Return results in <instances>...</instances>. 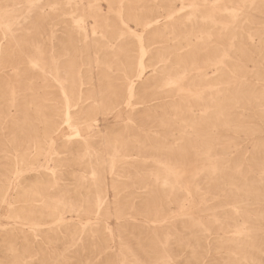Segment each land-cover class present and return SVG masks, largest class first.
<instances>
[{
  "label": "rangeland",
  "instance_id": "rangeland-1",
  "mask_svg": "<svg viewBox=\"0 0 264 264\" xmlns=\"http://www.w3.org/2000/svg\"><path fill=\"white\" fill-rule=\"evenodd\" d=\"M27 1L30 2L32 0ZM27 1L14 0V5L12 4V2H8V4L6 2L0 4V12L1 10H4L5 7V10H9L13 7L16 8V5H18L17 8L19 7L20 10L22 9V11H20L21 15H16V13H19L17 11L14 13L10 12L11 15L9 16V14H7L9 13L8 11H2L4 15L2 17H7V15L8 17H13L12 15H14V17L17 16L19 18L16 21L19 26H16L13 33L15 32L14 34L17 35L20 41L19 46H12L13 49L12 51H10L11 60L0 61V73H3L0 74V126H2L0 127V149H5L6 146H8L5 145L7 144L8 139L12 138L13 142L9 146L13 147V152L18 156H21V159H23V161H20V163L14 165V168L18 169L16 172H14L16 169L14 170L11 164L10 166L4 168L5 172L6 170H10L8 173V176H11L12 180V187L9 192L10 196L15 195V193L19 190V184V186L29 187L34 185L37 181L38 184L42 185L38 187V191L42 192L43 195H48L50 197L55 196V198L59 200L61 199L63 201L71 202V205L69 207L56 205L55 207L49 206L50 208H48L50 210L55 208H64L71 210L70 213L67 212L64 214L65 222L70 226H68L65 232L63 231V235L61 234L57 237L59 242L55 244H49V252H51L50 255L53 256L58 254V248H63V257L59 258L57 264H106L107 258H109V261L114 262V264H137L136 262L140 261L144 263L147 259H143L141 250L138 248V244L143 246V249L145 250L147 249V245L149 243L148 238H155V236L158 238L160 237L159 239L162 242H166V247L169 250L166 253L168 256L165 254L163 258V261L165 260V264H225L227 262L225 256L230 254L234 256L237 255L238 251L234 248L215 247V240L213 239L215 237L217 239H220L222 238L223 234H227V236H230L231 234V236L237 235L235 234V231H238L239 228L240 230H243V232L250 231L254 227H256V225L254 224L255 222H246L243 221L241 217H238L237 221H235L233 225L228 226L225 224L223 217H212L217 216L222 212V210H226L228 207L230 209L235 208L237 204H234L233 201H228V204H221V201L218 200V196L211 194V189L205 188L202 184H200L201 186L197 185L199 183H196L194 181H189V174L194 170L187 171L181 168H177L175 170V178L179 186V196L176 200V204H169L166 213H164L163 215H157L155 213L156 210L152 209L151 206L149 208L152 210L148 214H144L142 211H140L145 208L144 204H141V201L147 202L152 199L151 196L144 195L146 193V190L145 188H142V185H140V181L143 180L144 173H146L144 166L150 167L148 170H151L153 169V167H155V165H163L161 164L162 162H158L157 157H152V153H150V150L155 149L154 146L156 143L154 142V140L160 136H163L168 128L166 126L156 124L147 126V122L150 119H147L145 116H143L140 110L142 105H134L135 103L139 102V97L145 96L146 98H148V96L151 95L150 82L148 83L147 81L145 89H140L139 91H137V95L132 96L130 98L131 100L129 99L130 101L126 103L129 104L128 107L124 102L126 96V85L123 73L130 70V65L135 63V60H132L131 58L138 56V45L136 41H134V39L131 37V35L127 33L128 30H125L126 26L122 28L119 27L118 24L117 28L113 27V25L117 23V14H114L115 11H117V6L115 4L116 0H111V2L109 0H103L104 2L102 0L99 1L100 8L102 9L103 13L108 16V19L105 20L107 22L103 21L101 23H96V12L92 10L96 8V0L67 1L68 5L73 4L74 2L78 5L80 4V6L76 11H73L71 13L66 12L67 14H64V16L60 15V12H56L58 10V7L61 8L64 6H66V9L64 10H69L68 5H64L63 0H33L35 2L42 1L38 3V5L35 2H30L28 4ZM125 1L129 2L128 5L130 7L140 11L142 6L145 5L146 8L151 9V1L153 0ZM213 1L214 0H210V3H212ZM185 2L188 3V1ZM242 2L244 3V5ZM108 3L113 8L111 13L113 16L108 13L109 11H107ZM225 3L226 4L224 8L227 9V12H223V14L225 13L224 16L226 19L231 15H236L237 13L238 17L241 16L245 12L246 8L251 7L250 10H252L254 6L256 8L253 13L254 15H252V19L254 20L253 22L244 20V22L246 23L242 24V21L239 24L240 26L242 24L244 33L238 31L239 27L235 29V46L232 47V49L235 48L239 53L241 49H243L242 42L248 41L247 33L252 34L251 38L249 39L250 42L257 48V51L255 52L253 59L252 57L251 59H249V56L247 55L244 58L245 53L242 52V56L240 55L239 61L241 63L243 62L244 66L247 69V74L244 78L246 80H249V82L251 80L249 84L253 85L258 93H263L264 95V0H246V2L244 0H229V2ZM251 3L253 5H251ZM42 4H45V9L47 12L43 20H38L35 17H40L43 15H41L36 10H33L34 8L38 9ZM24 5H26L27 7H24ZM36 5L38 7H35ZM176 5L179 8L178 1ZM50 6H53L51 11ZM242 6H244V8H242ZM23 8L32 9L30 12H27L26 10L23 11ZM54 10H56L55 13H53ZM188 10L189 9L186 8V10L184 11L185 13L181 12L182 14L177 17L178 20L176 22L180 21L181 19L184 22L187 21L186 23L188 24L190 20V16L186 15ZM32 12L33 14H30ZM142 14L147 15V17L156 15L151 11H147L145 13L142 11ZM259 14H261L262 17L259 16ZM257 15L258 17H261L263 19H258ZM188 16L189 18H187ZM52 17L54 18L50 20ZM77 18L79 20H77ZM239 18L241 19L242 17ZM71 19L75 20V24L72 23L73 21H71ZM23 20L25 23L23 22ZM249 23H251L250 26H253L252 30L249 29ZM52 24L55 26H52ZM66 24L69 26V28L77 29L78 27L80 31H75V29H73V31L66 27ZM178 25L179 24H176L170 27V32L167 35L163 33L162 30L161 32H158V34L151 33L144 36V43L146 45V48L147 50L150 49L148 53L145 54L146 56L143 57L146 65H151L154 63V61L149 60V58L157 54V51L159 50L156 49H162L164 47L165 49H168L172 52L171 48L178 45V37L176 35L179 30ZM127 27L131 31L135 32L136 35L144 34L141 32L142 28L139 27V25H137L133 19L127 21ZM81 28L83 29V31ZM171 29L173 32L171 31ZM122 33L124 34L122 35ZM100 35H102L103 38ZM122 36L124 37V39ZM100 37L102 38V40L100 39ZM52 38L53 40H51ZM68 39L70 41H67ZM109 39L117 40V49H121L122 51L118 52L116 50V47H113L115 43L111 46L110 44H107V41H109ZM51 44L53 47L51 46ZM50 47H52V49ZM109 49H112V51H110ZM51 50L53 51L51 52ZM170 51L168 52L165 50V53H162V56H171ZM112 53H115L116 57H113L111 55ZM51 54L52 56L60 55L62 57L60 58V60L54 61L51 59ZM26 56L28 57L26 58ZM128 57L131 58L128 59ZM32 58L35 59V62L37 64H39V67H36V69L32 63L34 60L31 61ZM229 60L228 61L231 64V59L229 58ZM52 61H54V63H52ZM29 62L33 65V67ZM52 64H54V67H51ZM158 64H161V62ZM12 66L13 70L16 72L15 76V72L12 70ZM40 66H42V68L45 67L44 70H49L52 73L56 71L55 66L70 67L73 70V83L83 91V95L85 94L86 97L87 95H89V97H93L96 99V91L100 93L99 96H102L104 111L106 113L113 112V116H105L107 121L102 123V114H96V111L91 114H85L83 112L79 114L78 117H81L82 119L85 117L86 120L90 121L89 128H92L90 134H94L91 139L82 142V140H80L75 135L74 129H71L69 127L67 128V126H62L63 124H61L60 126V124L57 122V118L55 115H53L54 113L52 112V110H54L53 108L61 105V95L59 90L57 89V83H55L54 81L52 82L53 78H50L51 80H49L48 77L42 76V74L38 72L40 71ZM4 69L5 71H2ZM22 72L24 76H21ZM149 72L150 68L146 66L143 81L149 79V75L151 74V72ZM208 72L210 75V70H208ZM227 79L229 82L234 81V78L231 77V74ZM256 83L261 84H257L256 86ZM178 85V82L172 80L166 82V85H164V89L171 91V93L173 94L172 100L174 101V104L178 103L179 96L183 98L179 102L182 104L186 103L184 101L186 100V89L184 90L181 88L180 90ZM12 99H14L15 101ZM91 100L92 99L87 100L86 103H90ZM168 100L169 98H159L154 100V102L160 104L161 102L164 103ZM25 101L27 102L26 106L23 104V102ZM154 102L152 101V103ZM36 104H42V109H36ZM114 105L116 107H113ZM236 105L238 106V108L237 106H235L233 109L229 107L227 116L232 120H235V116L238 118V120H240L241 118L243 125L242 130L232 135L233 139L226 138L228 140V143H231L230 157L232 156V158H235L236 154L239 153L241 155V158L245 160V162L249 165L252 163L253 158H257V164L253 166V168H264V106H256V101H240ZM162 112H164V109H157V114H160ZM180 112L181 109L178 113ZM181 113L182 114L173 117H179L180 120L178 121L182 124L181 126H183V123L185 122L184 117H186V115L183 111ZM7 115H11L13 120H11V117L8 120V118H6ZM118 115H120V121L115 122L114 119L118 117ZM14 116L16 117L15 119ZM78 117H75L74 119H77ZM74 119L73 121L75 122ZM126 119L128 123H126ZM5 120L7 124L3 125V122H5ZM53 121L56 124L52 125ZM123 122H125L126 124H123ZM96 125L97 129L101 131L100 135L105 134L107 135L108 139L111 134L114 133L117 136H120V139L125 141L124 143L126 144L125 147H119V145L117 144L116 151L114 152L104 146L101 147L103 149V152H101L103 153V158L106 162L105 173L103 174V176L101 175L103 180L99 179L98 173L96 171V152H100L101 150L96 139ZM232 125L233 127H235V122H232ZM144 126H147L148 128L150 127V130L153 132L150 134H146L143 130H141V128ZM137 131H141V134L138 135L140 132ZM174 133L175 137L177 136V134H182L177 133L176 131ZM145 135H147L146 138H150L151 140L149 139V141H147L145 139ZM234 135H237L238 137H235ZM46 136H49L52 139V143L50 146H45V143L48 144L50 142V139H45ZM137 137H139L140 140L144 138L145 141L143 139L141 140V143H145L149 146L147 148L142 147L138 149L140 153L142 152L143 157L142 155L136 156L137 152L135 151V148L130 147L131 140ZM68 139L70 141H67ZM165 140L166 145L171 146L173 145L174 137L166 136ZM42 144H44L43 148H46L44 152H41V150L38 148L39 146H42ZM33 145L35 148L33 147ZM183 149V146L178 145L177 153L181 155ZM111 153L112 155L114 153V156H112ZM124 153H126V157H123ZM76 157H79L80 160H73V158L75 159ZM125 158L128 161H126ZM6 162L7 161L2 160V163ZM222 165L225 167H231L233 165L232 159H228ZM89 167L92 168L91 170H93L95 174L96 179L94 180H92L90 178L91 176L88 174L90 170ZM11 170H13L12 172H14V174L11 173ZM186 184L187 186H190V190L188 191L184 187V185ZM197 186H199L200 189H195ZM186 191L188 193H186ZM188 194L191 198L186 196ZM261 194L262 198H260L259 201L250 200V202L246 201L242 203L252 204L254 202H257L258 205L264 206V190L261 191ZM96 199L98 200V202L96 201ZM89 202H91V204L92 202H94V204L91 205L89 204ZM6 206L7 205L4 203L0 205V242L7 239V235H5V232H7L12 226H20V224L18 223L13 225V220L7 219L4 216ZM42 208H44V206ZM106 208L109 211L110 217L104 219L103 211ZM179 209H181L182 211H178ZM80 210H82V212H75ZM117 210L122 211V213L124 214L125 222L127 224H132L134 227L127 225L128 230H124V228H121L119 226L120 222L112 217V215L116 214ZM76 213L80 214V216L75 217ZM177 213H179V217L176 216ZM236 215L239 216V213H236ZM185 218H193V222L196 224L199 223V226H202V228L204 227V232H207V234H205L206 240L205 247L202 249V255L199 257L198 261L195 262L188 256V251H190L191 246H186L181 240L182 235H184L185 233L183 230H181L180 223L173 222L174 219L176 220ZM98 222L107 225L106 227L108 229L107 231H105L108 239L106 240V242H104V244L102 243L103 245L101 244L99 239H96V226L98 225ZM155 224L156 226L158 224V226L156 227ZM51 225L53 226L54 223L44 224L39 228H48V226ZM73 226H75V228H73ZM252 226L254 227L250 229ZM24 228L26 229V227ZM175 230L176 234H172ZM128 232L131 233L129 234ZM90 233H92L93 235H91ZM257 235L262 238L260 239V242H257V250H260L264 247V225L260 227V229H258ZM48 236L52 239L53 233L51 232ZM41 238V236L35 237L34 242L37 245L40 244ZM17 240L18 246L21 244V239L18 238ZM64 242L65 244H62ZM191 243L193 244V242ZM99 244H101V246L105 248H98ZM42 246L46 245L42 244ZM3 249V246H1L0 244V264H8L11 258L6 252L3 251ZM158 250L160 252V249ZM49 252H43L42 254L34 256L33 262H35V264H38V262L40 261L46 263L48 260ZM105 253H108L110 256L106 257ZM123 257H125V261L123 260ZM221 257L224 259H221Z\"/></svg>",
  "mask_w": 264,
  "mask_h": 264
},
{
  "label": "bare ground",
  "instance_id": "bare-ground-1",
  "mask_svg": "<svg viewBox=\"0 0 264 264\" xmlns=\"http://www.w3.org/2000/svg\"><path fill=\"white\" fill-rule=\"evenodd\" d=\"M63 1H64L63 2L64 5H68L67 1H70V0H66V1L63 0ZM99 1L100 0H96V4H95L96 8L94 7L95 9H92L93 11L96 12V23H99V22L101 23L108 19V16H106V14L103 13L102 9L100 8ZM109 1L111 2V0ZM177 1L179 2V8L176 5ZM185 1H188V3H186ZM244 1L246 2V0ZM5 2L7 4L8 2H12L13 4L14 0H0V4L5 3ZM30 2H35V1L32 0ZM30 2L27 1L28 4ZM40 2L42 1H39V2L37 1L35 3H37L38 5V3ZM225 2H229V0H214L212 3H210V0H153L151 1V4H152L151 9L146 8L145 7L146 5H145V6H142L140 11L130 7L128 5L129 2H126L125 0H116L115 2L117 6L116 7L117 11L113 13L117 14L116 15L117 18L114 17L116 18L117 23L113 25V27L117 28L118 24H119V27H122V28L126 26L125 30H128L127 33L131 35V37L134 39V41H136L138 45L137 46L138 56L132 57V58L128 57V59L131 58L132 60H135V63L130 65L131 66L130 70L125 71L123 73V77L125 79V85H126V89H125L126 96H125L124 102L125 104L128 103V101L131 100L130 98L132 96L137 95L138 93L137 91H139L140 89H145V85L147 81L148 83L150 82L151 95L148 96V98H146L145 96L144 97L138 96L140 98L139 102L135 103L134 105H138V104L142 105V107L140 106L141 107L140 110L143 116H145L147 119H150L147 122V126L156 124V125H163L168 128L166 133L163 136H160L154 140V142L156 143L154 146L155 149L150 150V153H152V157H157L158 162H162L161 164L163 165H155V167H153V169L151 170H148L150 167L144 166L146 173H144L143 180L140 181V185H142L143 186L142 188H145L146 190V193L144 195L151 196L152 199L147 202L141 201V204H144L145 208L140 211H142L144 214H148L149 212H151L152 209H154L156 210L155 213L157 215H163L164 213H166L168 210L169 204L171 203L176 204V200L178 199V196H179L178 195L179 186L175 178L176 177L175 170L177 168H181L187 171L194 170L192 173L189 174L190 175L188 177L189 181L190 180L194 181L196 183H199L197 185L202 184L205 188L211 189L212 190L211 194L218 196L219 198L218 200L221 201L220 202L221 204H228V201H233L234 204H237L235 208L230 209L228 207L226 210H222V212L218 214L217 216H212V217L214 218L223 217L225 224L228 226L233 225L234 222L237 221L238 217H241V219L246 222H250V223L255 222L254 224L256 225V227H254L255 225L252 226L250 229H252L253 227L254 228L252 230L249 229L250 231L243 232V230H240V228L239 229L237 228L238 231H235V234L237 235L231 236L232 235L231 234L230 236L229 235L227 236V234H223L222 238L217 239L215 237L213 239L215 240L214 245L217 248H234L238 251V254L235 256L231 254L225 256V258L227 259V262L225 264H264V247L260 250H257V247H258L257 242L258 241L260 242L261 241L260 239H262L261 237L257 235V231L258 229H260V227L264 225V206L258 205L257 202H254L252 204L242 203L246 201L250 202V200L259 201L260 198H262L261 191L264 190V168H257V167L253 168V166L257 164V158H253L252 163L249 165L248 163L245 162V160L241 158V155L239 153L236 154L235 158H232V156L230 157L231 143L230 142L228 143V140L226 139V138L233 139L232 135L242 130V125H243L241 118L240 120H238L236 116H235V120L228 118L227 111L229 107L233 109L235 106H237L236 104H238L240 101H245V102L256 101L257 102L256 106H264L263 93L262 94L258 93L255 87L249 84L251 80L249 82V80H246L244 78L247 74V69L244 66L243 62L241 63L239 61L240 55L242 56V52L245 53L244 58L247 55L249 56V59H251V57L253 59L254 54L257 51V48L254 46V44L250 42V39H249L251 38L252 34L247 33L248 41L242 42L243 49H241L239 53L236 51L235 48L232 49V47L235 46V38H234L235 29L239 27L238 31L244 33V28L242 24L246 23L244 22V20L246 21L248 20V22L254 21L252 19V15H254L253 13L256 8L254 6L252 10H250L251 8L250 7V8H246L244 13L240 12V13H243L241 16H239V17H242L241 19L237 16L238 13L233 16L231 15L232 17L229 15L230 17L228 16L229 18L226 19L224 16L225 13L223 14V12H227V9L224 8L226 4ZM37 5L35 7H38ZM69 5H68L69 10L67 11L64 10L66 9L65 8L66 6L61 7V8L58 7L57 8L58 10L57 11L54 10L53 13H55V11L60 12V15L64 16V14H67L66 12L71 13L73 11H76L77 9H79V6H80V4L78 5L77 3H74V2L73 4H69ZM251 5L253 4L251 3ZM17 6L18 5H16V8L15 7L10 8V9L8 8L9 10H5L6 9L5 7V9L1 10L0 13H2V11L3 12L8 11L9 13L7 14H9L10 16L11 15L10 12L14 13L18 11L19 13H16V15L17 14L21 15L20 11H22V9L20 10L19 7L17 8ZM25 6L26 5H24V7ZM52 7L53 6H50V11ZM29 8L28 9L23 8V11L26 10L27 12H30L31 9L34 7H32L31 9ZM186 8L189 9L186 15L190 16V18L189 16L187 17L190 19L188 24L186 23L187 21L184 22L181 19L180 21L176 22L178 20L177 17H179V15L182 14L181 12H184ZM242 8H244V6H242ZM112 9H113L112 6H110L108 3L107 11H109L108 13H110V15H112L111 14ZM35 10L39 12L41 15H43V16L35 17V18L38 20H43L47 12L45 9V4H42L38 9L34 8L33 11ZM142 11L144 13L147 11L148 12L151 11L152 13L156 15L152 17H147V15L142 14ZM30 14H33V12ZM0 15H1L0 17L1 21L7 19L2 22L0 21L1 22L0 23V30H1L0 31V61L1 60L8 61V60H11L10 51H12L13 49L12 46H19L20 39L17 37L16 34H14L15 32L13 33L16 26H19V24H17L16 22L19 18L17 16L14 17V15H12L13 17H8V15L7 17L6 16L2 17L4 16L3 13ZM259 16H261V14H259ZM54 17H52L50 20H52ZM261 17H258L257 15L258 19ZM131 19H133L134 22L137 25H139V27L142 28L141 32L144 34L136 35L135 32L128 29L127 21ZM77 20L79 19L77 18ZM71 21H73L72 23H74L75 20L71 19ZM242 21L243 23L240 26L239 24ZM72 23H69V24H72ZM176 24H179L178 25L179 30H178V33L176 34L178 37V45L171 48L172 52L168 49H165L164 47L162 49H156V50H159L157 51V54L149 58V60L154 61V63L151 65H146L143 60L144 59L143 57L146 56L145 54H147L150 49L147 50L146 48V45L144 43V40H145L144 36L147 34H151V33L158 34V32H161L162 30H163V33L167 35L170 32V27ZM250 25L251 23H249V29L252 30L253 26H250ZM52 26H55V25L52 24ZM66 27L69 28L67 24H66ZM69 29L71 30L75 29V31H78V30L80 31L78 27L77 29L76 28H69ZM123 34L124 33H122V35ZM100 36L102 37V35ZM101 37L100 39L102 40L103 37L102 38ZM51 40H53V38ZM67 41H70V40L68 39ZM107 44H110V46L114 44L113 47H116V50L118 52L122 51L121 49H117V46H118L116 45L117 40L109 39V41H107ZM52 47L50 48L52 49ZM165 50L168 52L170 51L171 56L169 55L162 56V53H165ZM52 51L53 50H51V52ZM110 51H112V49ZM52 54L50 56H52ZM111 55L113 57H116L115 53H112ZM27 57L28 56H26V58ZM61 57L62 56L60 55L52 56L51 59L55 61V60H60ZM118 57H119V54H118ZM229 58L231 59V64L229 62L230 61ZM31 61H33L32 63L35 69L36 67H39V64L35 62V59L32 58ZM54 61H52V63H54ZM160 62L161 64H158ZM168 62H171V63H168ZM14 65H15V61H14ZM53 65L54 64H52L51 67H54ZM56 66H55L56 71L54 73H52L49 70H44L45 67L42 68V66H40L39 68L40 71H38L39 73L42 74V76L48 77L49 80L53 78L52 82L54 81L55 83H57V89L59 90L60 95H61V102H60L61 105L53 108L54 109L52 110V112L54 113L53 115L56 116L57 122L60 124V126L61 124H63L62 126H67V128L69 127L71 129H74L75 135L80 140H82V142L87 141L91 139L94 136V134L92 133L90 134V131L92 129L91 127L89 128L90 121L86 120L85 117L83 119L81 117H78L79 114L82 112L85 114H91L94 111H96V114L98 113L102 114L101 121L103 123L107 121L105 116H109V115L113 116L112 114L113 112L106 113L104 111L102 96H99L100 93H98L97 91H96V99L93 97H89V95H87V97L85 96V94L83 95V91L80 88H78L76 84L73 83L74 81L72 78L73 77L72 68L66 67V66L64 67L63 66L56 67ZM146 66L150 68L151 74L149 75V79H147L146 81H143L144 71H145ZM12 70H13V66H12ZM208 70H210V75H209ZM2 71H5V69ZM230 74H231V77L234 78V81L232 82H229L227 79ZM15 75H16V72L14 76ZM21 76H24L23 72ZM172 80L179 83L178 86L180 90L181 88L184 90L186 89V93H187L186 98H185L186 100H184L186 103H183V104L180 103L179 101L183 98L179 96L178 103L174 104V101L172 100L173 94L171 93L170 90L164 89V85H166V82H169ZM43 84H44V81H43ZM257 84L259 83H256V86ZM159 98L160 99L169 98V100L164 103L161 102L160 104L155 103L154 100L159 99ZM89 99H92L91 102L86 103V101ZM152 101L154 103H152ZM23 104L26 106L27 102L25 101L23 102ZM49 104H53V103H49ZM126 105L127 107L129 106V104H126ZM42 107H43L42 104H36V109L40 110L42 109ZM113 107H116V106L114 105ZM135 108H138V107H135ZM157 109H164V112L157 114ZM180 109H181V112L183 111L184 114L186 115V117H184L185 122L183 123L184 124L183 126H181L182 124L178 121L180 120L179 117L178 118L173 117V116H178L182 114L181 112L178 113ZM10 117L11 115H7L6 118H8L9 120ZM75 117H78V118L74 119ZM15 118L16 117L14 116V119ZM73 119L75 120V122L73 121ZM6 120L5 122H3V125L7 124ZM11 120H13L12 117H11ZM114 121L115 122L120 121V115H118V117H116ZM232 122H235V125H234L235 127H233ZM124 123L125 122H123V124ZM126 123H128V121ZM53 124H56V123H54L53 121L52 125ZM147 126L142 127L141 130H143L146 134L152 133L153 131H151L150 127L148 128ZM175 131L177 133H182V134L180 135L177 134L178 137L177 136L175 137V133H174ZM137 132H140L138 135L141 134V131H137ZM100 134H101V131L97 129V125H96V139H97L98 146L101 149L100 152H96V158H97L95 162L96 171L98 173L99 179L103 180L102 176L105 173L106 162H105V159L103 158V153H102L103 149L101 147L104 146L114 152L116 151L117 144L119 145V147H125L126 144L124 143L125 141L120 139V136H117L114 133H112L108 139H107V135L105 134L100 135ZM166 136L174 137L173 145L171 146L166 145V140H165ZM146 137L147 135H145V139L149 141L150 138L148 139ZM45 139H50V142L48 144L45 143V146L47 145L50 146L52 143L51 137L46 136ZM141 140L139 137L132 139L130 147L135 148V151L137 152L136 156L142 155L143 157L142 152L140 153L138 149L142 147L147 148L149 146L145 143L142 144ZM67 141H70V140L68 139ZM12 142H13L12 138L8 139L7 144L4 143L5 145H8V146H6L5 149H0V153L2 154V155L0 154L1 155L0 156V205L3 203L7 205L5 207L4 216L7 219H12L13 225L18 223L20 224V226L19 227L12 226L7 232H5V235H7V239L1 241L0 244L4 248L3 251L6 252L8 256L11 258L8 264H35V262H33V257L36 255L42 254L43 252H49L50 251L49 244L50 243L55 244L59 242L57 237L61 234L63 235L65 230H67L68 226H70L65 222L64 214L67 212L70 213L71 210L64 209V208L63 209L55 208V209H51L54 211L53 212L48 208L55 207L56 205H63V206L69 207L71 205V202L63 201L61 199L59 200L55 198V196L50 197L48 195H43L42 192L38 191V187L42 185L38 184L37 181L34 185L29 186V187L19 186L20 184L19 185L17 184L19 187V190L15 193V195L10 196L9 192L12 187L11 176H8V173L10 170H6L5 172L4 168L10 166L11 164V166H13L12 168L14 170L16 169L14 172H16L18 169L14 168V165L20 163V161H23V159H21V156H18L17 154L13 152V147L9 146ZM178 145L183 146L184 148L183 151L181 152V155L177 153ZM43 147H44V144L38 147L41 150V152L42 151L44 152V150L46 149V148L44 149ZM112 156H114V153ZM123 157H126V153H124ZM228 159H232L233 165L231 167L223 166L222 164ZM2 160H5L7 162L2 163ZM73 160L79 161L80 158L76 157L75 159L73 158ZM126 161L128 160L126 159ZM91 169L92 168H90L88 172V174L91 177L90 176L88 177L94 180L96 179L95 174L93 170ZM12 171L13 170H11V173L14 174V172ZM184 187L186 188L187 191L190 190V186H187V184L184 185ZM195 189H200V187L197 186ZM187 191L186 193H188ZM186 196L190 197L189 194ZM97 199L96 201L98 202ZM89 204H91V202H89ZM92 204H94V202H92ZM43 206L44 208H42ZM150 206L152 207V209L149 208ZM180 210L181 209H179L178 211ZM75 212L80 213L82 212V210L75 211ZM103 212H104V215L103 214L102 215L104 219L110 217V214L107 208L104 209ZM78 213H76L75 217L80 216V214ZM236 213H239V216H237ZM178 214L179 213L175 215L178 216ZM112 217H114L115 220L120 222L119 226L121 228H124V230L127 229V225L134 227L132 224H127L125 222L124 214L122 213V211L117 210L116 214L112 215ZM180 217H183V216H180ZM173 222L180 223L181 230H183L185 233L184 235H182L181 240L186 246L188 245L191 246L190 251H188V256L194 262L198 261L199 257L202 255V249L205 247V240H206L205 234H207V232L206 233L204 232L203 230L204 227L202 228V226H199L198 225L199 223L198 224L194 223L193 218L176 219V220L174 219ZM48 223H54V225L48 226V228H39L40 226L44 224H48ZM106 226L107 225H105L104 223L101 224L100 222H98V225L96 226V239H99L101 244L102 243L104 244V242H106V240L108 239V237L105 234V231L108 230ZM24 227H26V229ZM73 228H75V226H73ZM51 232L53 233L52 239L48 236ZM90 234L93 235L92 233ZM172 234H176V230L173 231ZM37 236L42 237L40 244L38 245L34 242V238ZM18 238L21 239V244L17 246ZM159 238L156 236L155 238L154 237L148 238L149 243L147 245V249L145 250L143 249L144 248L143 246L138 244V248L141 250L143 259L146 258L147 262L145 261L144 263H142L140 261V262H136L137 264H165L164 262L165 260L163 261V258H164V255L169 250L166 247V244H165L166 242H162ZM191 242H193V244ZM42 244L46 246H42ZM62 244H65V242ZM101 244H99L98 248L100 249L105 248V247H102ZM158 249H160V252ZM63 252H64L63 248L62 249L58 248V254H56L55 256L50 255L51 252H49L47 262L43 263L42 261H40L38 262V264H57V261L59 260V258L63 257ZM105 256L109 257L110 255L108 253H105ZM124 258L125 257H123V260ZM108 259L109 258L106 259V264H114V262L109 261ZM221 259H224V258L221 257Z\"/></svg>",
  "mask_w": 264,
  "mask_h": 264
}]
</instances>
